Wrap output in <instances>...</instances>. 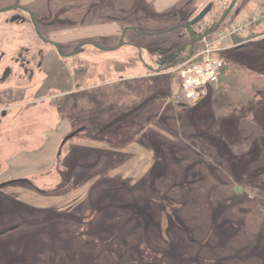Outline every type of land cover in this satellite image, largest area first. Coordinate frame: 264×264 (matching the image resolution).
<instances>
[{
	"label": "rangeland",
	"instance_id": "obj_1",
	"mask_svg": "<svg viewBox=\"0 0 264 264\" xmlns=\"http://www.w3.org/2000/svg\"><path fill=\"white\" fill-rule=\"evenodd\" d=\"M232 1L0 0V52L55 40V75L0 83V264H264L262 4L237 0L218 32L250 28L200 100L156 64Z\"/></svg>",
	"mask_w": 264,
	"mask_h": 264
},
{
	"label": "trees",
	"instance_id": "obj_2",
	"mask_svg": "<svg viewBox=\"0 0 264 264\" xmlns=\"http://www.w3.org/2000/svg\"><path fill=\"white\" fill-rule=\"evenodd\" d=\"M229 5L226 4V6H224V8L221 11H218L217 13L212 12L211 15L209 16V19L202 18L188 25H182L180 28L184 31V36L187 38L186 42L183 43L178 49H176L174 53L158 58L156 64H158L162 69L167 71L172 70L173 73L180 76V70L179 69L175 70L176 68L182 65L186 66L202 61L203 55L199 53L204 49L205 41L204 39H200V37L202 34H207V38L211 39L220 30V28L223 26V23L225 21L222 22L221 24L220 22L223 19L224 14L227 11ZM219 24L220 26L218 27ZM126 29L128 30L129 28L126 27ZM232 38H233L232 44H234L236 48H237V44H239L244 40V37L238 34L232 35ZM231 49L232 48H230V50ZM225 50L219 53V56L221 58H224V54L227 52ZM60 54L61 56H65V53L61 50H60ZM86 69L87 68L86 67L84 68V66H79V68H77L76 70L77 72L75 75V80L83 79L85 77L84 72L86 71ZM180 85L182 89V95H184L185 97L184 89L182 88L181 79H180ZM121 86H123V90H124L123 97L125 98L128 97V95L131 94L129 92L130 89L127 86H125V84H121ZM109 99H111V97H109ZM119 99L122 100V97H120ZM72 104H75L78 109H80L85 105L80 97L74 103L69 102L67 104V108H69V106H71ZM89 105L90 103L86 105L88 106L87 108H89ZM63 110H65V108Z\"/></svg>",
	"mask_w": 264,
	"mask_h": 264
},
{
	"label": "built area",
	"instance_id": "obj_3",
	"mask_svg": "<svg viewBox=\"0 0 264 264\" xmlns=\"http://www.w3.org/2000/svg\"><path fill=\"white\" fill-rule=\"evenodd\" d=\"M258 1L264 8V0ZM250 25L249 22L235 24L228 29L226 35L223 32H217L211 39L204 38L205 47L199 53L203 55V60L186 66L182 65L175 69L180 70L179 77L187 100L190 102L200 100L208 93L209 87L218 82L227 66L226 61L219 56V53L231 47L228 41L231 40L232 35L238 34L244 37ZM223 42L226 43V46Z\"/></svg>",
	"mask_w": 264,
	"mask_h": 264
},
{
	"label": "flooded vegetation",
	"instance_id": "obj_4",
	"mask_svg": "<svg viewBox=\"0 0 264 264\" xmlns=\"http://www.w3.org/2000/svg\"><path fill=\"white\" fill-rule=\"evenodd\" d=\"M19 8H22V6H19ZM34 27L41 39L39 42L49 45V47L53 46L55 49V40L49 38L43 39L38 27L35 24ZM39 42H36V48L39 50L36 49L37 52L34 50L32 51V53H35V55H32V53L28 52V49H24L22 45L17 50V53L15 55H11L10 57L4 51L0 52V70H2L0 72V75H2V77H0V83L7 81L5 79L7 75H20L21 77L27 79V77L29 78L32 75H37L38 73H36V70H40L39 73H45L46 75H55V50L49 49V47L47 48L48 50L44 47L41 48L38 44ZM28 53H30L29 57ZM15 66L17 67V70ZM3 75H6V77H3ZM11 89V87H7L4 89V91L7 90L9 93Z\"/></svg>",
	"mask_w": 264,
	"mask_h": 264
},
{
	"label": "water",
	"instance_id": "obj_5",
	"mask_svg": "<svg viewBox=\"0 0 264 264\" xmlns=\"http://www.w3.org/2000/svg\"><path fill=\"white\" fill-rule=\"evenodd\" d=\"M236 2H237V0H233V1L231 2V4H230V6L228 7L226 13L224 14V17H223V19L221 20L220 24H221L222 22H224V21L226 20V18L229 16V14H230V12L232 11L233 7L235 6ZM12 8H13V9H16V8H19V6H15V7H11V8H7V9H3L2 11L10 10V9H12ZM208 10H209V8L204 9V10L202 11V13L199 14V15H198L195 19H193L190 23H193V22H196V21L202 19L203 16L207 13ZM220 24L218 25V27L220 26ZM218 27H217V28H218ZM171 29H172V28H170V29H168V30H171ZM168 30H165L164 32H166V31H168ZM206 36H207V34H202L201 37H200V39H203V38L206 37ZM82 44H83V43H82ZM82 44H79V45H78V48H79ZM59 50H60V49H59ZM148 102H149V100H145V101L139 103L138 105H136L135 107H133V109H131L128 113L124 114V115L121 116L120 118H118V119L112 121L111 123H109L108 125H106V126L104 127L103 130H108V129L114 127L115 125H117L118 123L124 121L125 119H127V118L130 117L131 115L137 113V112L140 111V110H141V109H142V108H143ZM81 130H82V129L76 130L75 132H73V133L67 135V136L65 137L63 143H62V146H64V145L66 144L67 141H69L70 139H72L73 137H75V136L78 134V132H80ZM20 180H21V179H20ZM26 181H27V180H26ZM11 182H14V181H9V182H6V183H2V184H0V187H1V186H4V185H7V184H9V183H11ZM16 227H17V226H15V227H13V228H16ZM6 232H7V231H3V232L0 233V235H1V234H5Z\"/></svg>",
	"mask_w": 264,
	"mask_h": 264
},
{
	"label": "crops",
	"instance_id": "obj_6",
	"mask_svg": "<svg viewBox=\"0 0 264 264\" xmlns=\"http://www.w3.org/2000/svg\"><path fill=\"white\" fill-rule=\"evenodd\" d=\"M157 1H159V0H157ZM160 1H163V0H160ZM164 1H166V3L163 4V8H167V7L171 6V5H173L175 2L177 3L178 1H182V0H164ZM197 1H198V3L196 5H197V8H198L201 5L202 2H200L201 0H197ZM204 9H205V7L204 8H200L199 11L201 12Z\"/></svg>",
	"mask_w": 264,
	"mask_h": 264
}]
</instances>
